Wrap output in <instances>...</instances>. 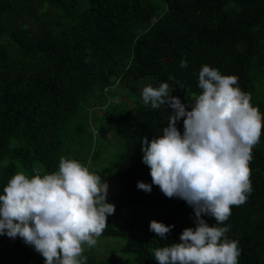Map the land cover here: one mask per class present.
I'll return each mask as SVG.
<instances>
[{
    "label": "trees",
    "instance_id": "obj_1",
    "mask_svg": "<svg viewBox=\"0 0 264 264\" xmlns=\"http://www.w3.org/2000/svg\"><path fill=\"white\" fill-rule=\"evenodd\" d=\"M205 64L236 76L264 115V0H0V194L17 172L43 176L58 170L61 157L77 160L116 184L107 195L115 212L101 236L123 239L131 257L103 258L85 245L86 264H157L156 248L195 227L184 200L156 185L137 187L152 184L143 139L161 136L173 110L141 104L126 111L108 95L166 82L190 110ZM98 110L116 133L117 151L94 129ZM177 128L183 132V119ZM249 167L251 193L218 226L230 225L238 264H264V132ZM153 219L175 227L161 238L149 230ZM0 239L8 241L2 264H44L21 238Z\"/></svg>",
    "mask_w": 264,
    "mask_h": 264
},
{
    "label": "clouds",
    "instance_id": "obj_2",
    "mask_svg": "<svg viewBox=\"0 0 264 264\" xmlns=\"http://www.w3.org/2000/svg\"><path fill=\"white\" fill-rule=\"evenodd\" d=\"M180 66L187 67L186 61ZM237 83L236 76L203 65L201 92L190 110L171 95L166 82L142 90L145 106L167 105L173 111L161 136L143 139L142 162L150 169L152 184L138 181L137 187L151 192L152 185L158 186L166 197L184 200L195 217V227L183 229L178 243L154 250L157 264H238V241L226 236L230 225H218L252 191L249 163L264 132V115ZM181 119L182 133L177 128ZM107 195V182L74 159L61 157L58 170L43 176L17 172L0 194V235L21 238L44 264H86L84 246L96 245L115 212ZM174 227L155 219L149 224L161 238Z\"/></svg>",
    "mask_w": 264,
    "mask_h": 264
},
{
    "label": "rangeland",
    "instance_id": "obj_3",
    "mask_svg": "<svg viewBox=\"0 0 264 264\" xmlns=\"http://www.w3.org/2000/svg\"><path fill=\"white\" fill-rule=\"evenodd\" d=\"M147 83H142L140 85V88L137 93L129 94L127 91L124 90L123 86L115 87L111 90L109 93L110 103L118 104L121 109H124L126 111L130 110H136L138 106L143 104L142 99V90L145 86H147ZM174 94V90L172 91L171 95ZM98 111H96L95 114V125L94 129L99 134V137L103 139V135L105 137V140L109 144V148L114 152L117 151V139H115V134L107 129L106 125L102 123V121L98 118ZM102 114V112H101ZM100 114V115H101ZM111 130V129H110ZM108 184V194H113L116 191V184L109 180L107 182ZM8 241H3L0 239V264L3 263V258L6 254V248L5 245ZM125 241L123 239L113 238V237H105L100 236L97 238V243L94 246L96 251L100 252L101 257L103 258H114L117 260H124L128 261L131 257L128 256V254L122 252V248L125 246ZM131 256V255H130Z\"/></svg>",
    "mask_w": 264,
    "mask_h": 264
}]
</instances>
